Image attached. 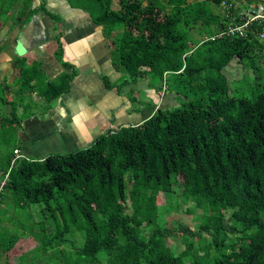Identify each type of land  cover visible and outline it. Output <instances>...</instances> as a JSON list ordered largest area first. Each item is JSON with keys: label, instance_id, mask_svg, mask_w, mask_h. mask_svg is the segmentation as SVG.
Listing matches in <instances>:
<instances>
[{"label": "trees", "instance_id": "1", "mask_svg": "<svg viewBox=\"0 0 264 264\" xmlns=\"http://www.w3.org/2000/svg\"><path fill=\"white\" fill-rule=\"evenodd\" d=\"M33 1L0 0V16L46 12ZM79 1L111 39L119 86L151 77L178 103L70 153L12 163L7 149L0 261L31 238L18 264H264V78L255 63L264 23L226 33L240 23L236 0ZM234 60L252 68L249 83L260 82L251 96L231 85L247 74H225ZM65 67L46 101L69 88L75 72ZM33 79L22 82L30 88ZM188 203L192 226L165 222Z\"/></svg>", "mask_w": 264, "mask_h": 264}, {"label": "crops", "instance_id": "2", "mask_svg": "<svg viewBox=\"0 0 264 264\" xmlns=\"http://www.w3.org/2000/svg\"><path fill=\"white\" fill-rule=\"evenodd\" d=\"M42 2L46 12L27 21L16 10L0 16V145L13 149L12 158L14 150L43 159L86 148L102 134L142 123L158 107L177 105L176 94L162 95L151 77L119 86L124 74L113 64L111 39L79 0H34L32 8ZM65 64L74 77L48 102L46 85L71 71ZM23 75L34 77L30 88Z\"/></svg>", "mask_w": 264, "mask_h": 264}, {"label": "rangeland", "instance_id": "3", "mask_svg": "<svg viewBox=\"0 0 264 264\" xmlns=\"http://www.w3.org/2000/svg\"><path fill=\"white\" fill-rule=\"evenodd\" d=\"M116 0H114L115 3ZM190 2L196 1V0H188ZM261 1V0H256ZM254 1V2H256ZM238 5H243L247 2V0H236ZM114 5V4H113ZM115 7V5H114ZM262 37V36H261ZM264 37V35H263ZM264 39V38H263ZM262 40V39H261ZM255 63L258 66L260 70V76L262 75V78H264V54L262 56H257L255 58ZM225 74L229 79H234V77H239L243 74H247L248 78H242V79H236L231 82V85L236 88V92L242 93L246 96H251L257 89V84L259 83H249V81H254L255 74L252 72V68L243 67L241 63H238L236 60L232 61L228 67H226ZM262 84V83H261ZM1 143V141H0ZM2 144V143H1ZM8 148L4 145H0V163L3 161L4 153L6 152ZM176 204V200L172 197L167 198V206H174ZM191 203L185 204L184 206H179L176 211H170V215H164L163 219H165V222L172 223V222H185L187 224H193L192 216L188 212H185L187 207L190 206ZM200 213L201 211L199 209L193 210L194 212ZM35 245V242L31 238H23L20 239L14 246V248L8 253L7 256H3V260L0 261V264H18L19 254L22 252L32 248ZM172 247H175V251H179L181 249V243H177L176 241L172 242ZM30 264V263H28Z\"/></svg>", "mask_w": 264, "mask_h": 264}, {"label": "built area", "instance_id": "4", "mask_svg": "<svg viewBox=\"0 0 264 264\" xmlns=\"http://www.w3.org/2000/svg\"><path fill=\"white\" fill-rule=\"evenodd\" d=\"M222 5L225 6V3L223 2ZM237 6L240 5L237 4ZM238 16L240 18V23L228 27L226 33H238L241 35L252 22L264 23V0L244 3L238 10ZM221 34L222 33L219 35ZM261 36H263V34H261ZM18 158H21L19 151L14 150V156L11 160L12 163Z\"/></svg>", "mask_w": 264, "mask_h": 264}, {"label": "water", "instance_id": "5", "mask_svg": "<svg viewBox=\"0 0 264 264\" xmlns=\"http://www.w3.org/2000/svg\"><path fill=\"white\" fill-rule=\"evenodd\" d=\"M32 19H33V17L29 20V22H28L27 24L24 25L23 29L21 30V33L24 34V33H25L24 30L27 29V28H29V26H30L31 23H32ZM21 35H22V34H21ZM23 38H24V37H23ZM23 38H21V39H23Z\"/></svg>", "mask_w": 264, "mask_h": 264}]
</instances>
